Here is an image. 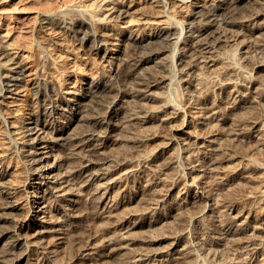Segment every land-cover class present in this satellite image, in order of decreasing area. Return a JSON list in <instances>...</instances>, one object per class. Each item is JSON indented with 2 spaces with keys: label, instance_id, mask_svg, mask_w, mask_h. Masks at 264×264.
I'll list each match as a JSON object with an SVG mask.
<instances>
[{
  "label": "rangeland",
  "instance_id": "374dc122",
  "mask_svg": "<svg viewBox=\"0 0 264 264\" xmlns=\"http://www.w3.org/2000/svg\"><path fill=\"white\" fill-rule=\"evenodd\" d=\"M246 1L242 0L240 4L244 9L249 8L250 5L251 7L255 5L252 1ZM203 2L206 7L204 9L200 7L202 9L199 16L194 18L193 7L180 8V3L176 0H163L159 5L149 0H0V45L8 48L13 56L21 60L27 68L26 84L21 96L17 100L9 102L11 100L0 95V158L3 161V166L9 170L8 180L13 184L15 197L19 198L24 206L22 209L13 212L15 219L27 220L30 207L29 195L31 196L35 189L33 187L35 182L41 179L37 175L30 174L27 166L29 162L26 161L28 157L25 155L26 145L23 142L25 131L29 126L27 122L29 120L35 122L36 118L40 119L42 123H45V120H50L54 124L57 123V128L60 129L66 125L68 120H72L79 111H81L79 116L81 113L85 116L86 114L94 115L96 112L111 110L113 105L110 99L105 105L92 107V109L84 106L76 111L74 108L72 109V106L69 107L67 103H64L66 109L63 108V111L58 112L52 111L47 106L46 95L50 94L52 98L57 95L55 92H49L48 81L56 84L58 91L61 90L62 85L68 87L65 85L66 81L77 87H89L93 78L98 79L101 84L111 83L119 89L138 85L136 78L125 72L116 74L119 75L116 76L112 65L105 62L101 57L86 54L77 44L74 33L64 31L61 28H56L58 32L51 33L44 27L42 20L48 17L46 20L52 21L55 16L62 14L79 16L78 10L85 8L90 9L93 16L100 18L107 13L106 9L112 5L126 8L125 5L133 4L135 11L124 23L128 25L130 31L142 32L151 36L159 30V25L162 22L171 20L172 24L176 23L174 31L179 32L184 28L185 32L189 34L190 30L195 31L203 26V17L207 10H213L218 5V0H202ZM261 6L264 8V4H260V7L257 6V8L262 9ZM263 24L264 17L237 24V28L244 26L243 28L251 33L250 38L248 37L247 41L244 42L245 45L239 41H231L219 47L215 53L216 56H219L217 57L219 60L216 58L217 65L215 64V66H205L204 63L197 62L188 64L185 54L188 50L198 47L195 45L188 46L182 42L175 43V40H172L168 43L169 49L165 54L150 61L146 64L147 67L140 69V72L143 73L141 75L147 77L150 76V73H154L169 78L166 84L155 89L158 94L164 91L161 96L163 99L158 97L146 103L145 100L133 99L129 95H125L122 99L128 104L119 99L114 106L115 111L123 114L128 105L147 108V106H155V104L157 106L162 102L171 101L174 106L181 107L180 114L171 122V125H179L183 121L189 120V130L198 131L197 133H200L204 138L207 136L215 138L214 145L215 148L219 149L218 154L222 159L217 165L218 167L216 166L218 171L214 172L209 169L210 167H201L199 171H189L188 168L191 165L197 164L196 166L199 167L198 164L209 157L206 156L208 155L207 151L195 145L191 152L187 153L182 150L184 145L177 142H174L166 152L155 153L156 168L149 169L145 163L141 162L138 166L140 169L132 173L130 184L121 191L112 192L114 196L116 195L117 203L113 214L120 216L129 212H137L150 205L148 195L143 191L146 183L137 182L140 179L160 177L168 180L153 188L159 198L165 197V190L163 189H166L167 186L164 188V183H173L178 192L176 191L175 196L167 198L168 205L160 206V209L152 211L146 216L143 224L129 230L126 233L132 237L130 238L128 235L129 240L117 238L118 234L122 233L120 226L115 219L102 215L106 212L104 205L93 206L89 199V191H84L82 195L76 196L82 199L79 198L81 201L79 200V203L72 207L71 213L76 216H72V218L63 213L58 202L48 201V214L57 219V228L63 230L64 234H62L63 242L55 248L56 257L58 256L57 259L61 263L75 264L79 258V252L89 246L92 253L89 264H132L131 261H134L135 256L140 252L148 253L149 257L139 264H264V230L254 231L252 227L260 222L264 216ZM211 26L210 30L216 29V26L214 28ZM230 27L227 22L220 26L223 29ZM121 34L120 31L116 36L125 46V44L127 45L126 36ZM128 35H130L129 31ZM153 40L152 42L157 43L161 39L155 36ZM173 51L175 55L172 53ZM172 54L174 55V62ZM180 59L183 60L182 64L178 63ZM220 62L222 63L220 64ZM200 64L201 66H199ZM225 78H230L237 86L227 85V87L226 84L222 83ZM2 79V71L0 70V86ZM194 83L201 88L196 85L194 88ZM239 88L243 96L238 94V98L232 99L238 104L229 110H226L227 107H225V113L221 116V118L223 117L221 120L211 119L208 124L200 126L193 122L194 119L191 116H193L194 108L189 105V97L191 100L197 99L196 95L201 94L199 92L202 89V96L199 95L200 100H198L199 105L206 106V108H213L216 105L228 106L230 105V97L234 92L232 90ZM151 117L149 124L144 128L145 130H155L157 135L140 147L131 145L133 146L131 147L133 157L145 154L159 145L165 144L171 137L170 125H158V121ZM73 124V128L71 126L69 131L76 127V131L87 128L80 121L78 124L74 121ZM30 125L34 126L35 124ZM197 127L199 128L197 129ZM10 130H15L17 133L12 135ZM45 131L48 132V135H56L52 126L46 127ZM66 134L64 137H67ZM114 134L115 138H120L115 140L114 144L112 143L103 149L104 155H112V153L115 155L116 152L126 148L127 142L122 136L125 133L117 128ZM68 140H63L60 143L62 144L64 141L67 143ZM57 145L54 146V150L50 153L45 164H52L54 155H56V157L58 156L57 161L61 162V167L54 166L53 170L56 171L55 173L62 171L66 173L73 166L66 158L68 151L65 149V144L64 146ZM169 160L173 161L172 165L169 164L168 167L164 168L162 164ZM236 167L241 168L237 173H243L226 176L227 172ZM151 171L152 174H150ZM179 171L184 174V177L185 175L186 177H196V184L208 185L212 200H214L210 202L212 203L210 207L202 210L204 203L201 205V202L193 201L195 190L193 192L192 190H182L183 183L179 178H176ZM174 175L175 177L172 179L171 177ZM74 179L76 181L72 182H77L78 178ZM161 185L163 186L161 187ZM159 187L162 190L158 189ZM239 214L243 221L248 223L251 221L249 230L247 228L242 232L231 234L230 232L236 229L234 226L237 227L236 216ZM158 217H162V221L150 226L149 220ZM39 229L41 228L36 227L35 231ZM224 232L230 234L226 235ZM245 232L247 233L245 234ZM56 234L44 233L39 241L42 242V245L45 244L44 246L50 245L57 238ZM147 235H150V238L154 237L153 239L156 237L155 242H146L144 239L149 238ZM248 235L254 236L252 238L254 241L250 236L247 237ZM238 237L241 238L237 239ZM172 242L177 243V249L180 252L181 249L185 251L184 257L180 258L176 251V253L174 252L176 258L173 256L167 260L154 255L156 250H162ZM247 243L252 246H248ZM122 245L125 247H121ZM20 249L24 250V245ZM28 254L30 263L26 264H40L39 261H42L40 253L35 249ZM45 264H52V261L47 260Z\"/></svg>",
  "mask_w": 264,
  "mask_h": 264
},
{
  "label": "bare ground",
  "instance_id": "6f19581e",
  "mask_svg": "<svg viewBox=\"0 0 264 264\" xmlns=\"http://www.w3.org/2000/svg\"><path fill=\"white\" fill-rule=\"evenodd\" d=\"M149 1L159 5L163 0ZM176 1L180 3V8L193 7L194 18H197L201 12V9L206 7L205 3H202V0ZM247 1H252L255 5H252V7L250 5L251 8L249 7L244 9L241 7L242 5H240L242 0H218V5H216L213 10H207L206 15L203 17V26L195 31L190 30L189 34L185 32L184 28H182L179 32L174 31L173 29L176 27V23L172 24L171 20H166L165 22L161 21L162 24L159 25V30L151 36H148V34H144L142 32L134 33L133 31H130L131 29H129L128 25H125L124 23H126V19L130 17V15L135 11L133 4L125 5L126 8H124V6L122 7L119 5H112L106 9L107 13H105L104 16L100 18L93 16L90 9L85 8L78 10L80 12L79 16H69L67 14H62L61 16H55L52 21L46 20L48 17H45L42 20L44 27L50 30L51 33L58 32L56 28H61L64 31L74 33L77 44L85 51L86 54L101 57L105 60V62H108V64L112 65L116 72L115 75L125 72L129 76L136 78L138 85L129 86L127 89H119L111 83L101 84L98 79L93 78L89 87H77L73 84H70L69 81H66L65 85H68V87L62 85L60 88L61 90L58 91L56 84H54L52 81H48L49 92H55L57 95L53 98L50 94L46 95L47 106L52 111H63V108L66 109L64 107V103H67L69 107L72 106V109L74 108L76 111L83 108L84 106L86 108L92 109V107L95 108L99 105H105V103L110 99L111 102H113V105L111 106V110L106 112L103 111L101 113L96 112L94 115L86 114L85 116L81 113L79 116V113L81 112L79 111L72 120H68L66 125H63L60 129L57 128V123L54 124V122L50 120H45V123H42L40 119L36 118L35 122H31L32 120L27 122L29 126H27V130L24 134L25 139L23 141L26 145L25 155L28 157V160L26 161L27 163L29 162L27 166L30 174L37 175L39 179L41 178L35 182L37 185L35 184L33 186L35 189L31 193V196L29 195L28 199L30 207L27 220H18L13 216V212L22 209L24 206L22 205V201L15 197L13 192V184L10 182V180H8L9 170L3 166V161L0 158V264H23L24 262L25 264L28 262L30 263L28 253L34 249L41 255L42 261H39L40 264H45L47 260L52 261V264H63L57 259L58 256L56 257L55 248H57L63 242L64 234L62 232L63 230L61 231L59 227L57 228V219L48 214L49 202H58L63 213L69 215V218H72V207L77 205L80 200L79 198H81L76 196L82 195L84 191H89V199L93 206L99 207L104 205L106 212L102 215L113 218L117 221L118 225L120 226V230L122 231L121 234H118L117 238L126 240H129V236L132 238L131 235L128 234V236L126 233L137 225L143 224L142 222H144L146 216H148V214H150L152 211L160 209V206L163 207V205H168L169 201H167V198L175 196L174 194L176 191L178 192L176 189L177 187L174 186L173 183H164V188L167 186L166 189H163L165 190V197L159 198V195L158 197L156 196V191H154L155 189L153 190V188L158 187L157 185L168 180L160 177H145L146 179L144 180L140 179L137 182L146 183H144L145 185L143 191H145V193L148 195V203L150 205L141 211L131 213L129 212L120 216L113 214L114 207L117 203L115 200L116 195L114 196L112 192L118 190L121 191L125 189V186L130 184L132 180V173L140 169L138 166L141 162L145 163L147 165L146 167L149 169L156 168V162H154L155 153L166 152V150L170 149V146L173 145L174 142L184 145V149L182 148V150L187 153H190L195 145L207 151L206 153L208 155L206 156L209 157L205 161H202L200 164H198L199 167L196 166L197 164L191 165V167L188 168L189 171H199L201 167H210L209 169H212L214 172L218 171L216 170V166L221 162L222 159L218 154L219 149L215 148V138L212 136V138H210V136H207L208 138H204L200 133H197L198 131L196 132L195 130V132H192L189 130V120H185L179 125H171V122L180 114L181 107H176V104V106H174L171 101L162 102L157 106L156 104L155 106H147V108L138 106L132 107L128 105L129 107L127 106L125 112L123 111V114H120L115 111L116 109L114 106L117 104L119 99L124 102L125 100L122 98H124L125 95H129L133 99L145 100L146 103L162 96L164 91L162 90L163 92L160 91L161 93L158 94L155 92V89L160 87L162 84H166L167 79L169 78L154 73H150V76L147 77L146 75H141L143 73L140 72V69L145 67L150 61H153L155 58L165 54L169 49L168 43L172 40H175V43L182 42L188 46L195 45L198 47L188 50L185 54V58H187L186 62L188 64L197 62L201 64L204 63L205 66L207 65L210 67L215 66V64L217 65L216 61L218 59L217 57L219 56H216L215 53L218 51L219 47L228 44L231 41H239L244 44V42L247 41V38H250L251 33L247 29L243 28V25V27L237 28V24L253 21L255 19L259 20L264 17V8H262V6V9L257 8V6L260 7V4H264L262 3L264 0ZM200 7L202 8L200 9ZM224 22L229 23L231 27L228 29L220 28ZM210 25H212V28L216 26V29L210 30ZM120 31L126 36L125 40L127 45L125 44V46L123 43H121L120 38L116 36V34ZM128 31L130 32V35H128ZM155 36L158 39H161L160 42H152L154 41L153 38ZM172 53H174V51ZM174 55L172 54L173 62ZM182 61L183 60L180 59L178 63L182 64ZM221 63L222 62H220V64ZM201 64L199 66H201ZM0 70L2 71L3 77L0 86V95L5 99L11 100L9 102H13V100H17V98L21 96L23 87L26 84L25 78L27 68H25V64L21 60H18L16 56H13L12 52H10L8 48L6 49L3 45H0ZM222 83L226 84V86H237L230 78H225ZM195 85L196 84L194 83V88ZM201 90L199 93L202 94ZM240 90V88L232 90L234 92H231L232 95L230 97V105L228 106L216 105L213 108H206V106L204 107L199 105L198 100H200L199 95L201 94L198 93L199 95H196L197 99L195 100H191V97H189V105L194 108L192 114L193 116H191L194 119H192L193 122L200 126L208 124V121L211 119H217L218 121L221 120L223 118H221V116H223L225 113V107H227L226 110H229L231 108H235V106L238 104H236L234 100L232 101V99H234V97L238 98V94L243 96V93H241L242 91ZM244 94L246 93L244 92ZM126 104L128 103L126 102ZM151 114H153L152 117ZM150 117L157 120L158 125L162 126L164 124H169L171 137L165 144H161L157 148L152 149L145 154L133 157L131 147L134 145L140 147L146 141L153 139V137L157 135L155 130H145V126L149 124ZM74 121H76L77 124L78 121H80V123H84L85 127L87 128H82V130L76 131V127L72 131H69L71 126L73 128V125H75L73 124ZM33 123L35 125L31 126L30 124ZM48 126L53 127L56 132L55 136H51L50 134L49 136L48 132L46 133L45 128ZM117 128H120L123 133H125L122 134V136L127 142V145L125 146L126 148H123V150L120 152H116L115 155H113V153L112 155H104L103 149L110 146L112 143L114 144V141L120 138L114 137V132L117 130ZM198 128L199 127H197V129ZM10 133L14 135L17 132L15 130H10ZM65 134L67 137H64ZM67 139H69L67 143H65V141L62 144L60 143L61 141ZM57 144L60 146H64L65 144V149L68 151L66 158L69 159L73 166L72 169L66 173L63 171L60 173H55L56 171L53 170L54 166L61 167V162L59 163V161H57L58 156L56 157V155H54L52 164H45V161L50 157V153L54 150V146ZM175 156L173 157L176 158ZM171 163H173V161L169 160L167 162L165 161L162 165L164 168H166ZM191 163H193V161ZM240 169L241 168L237 167L231 169L229 172H227L226 176H233L235 173L237 175L242 174L243 172L237 173ZM152 171L150 174H152ZM175 175L171 178L174 179ZM183 175L184 174H182L181 171H179L176 175V178H179V180H181L183 183L182 190H192V192L195 190L193 201L196 203L201 202V205L204 203L202 210L210 207V205H212L210 202L214 200H212L211 191L207 187L208 185L206 186L203 183L196 184V177H186L185 175V178ZM74 178H78L77 182H72L76 181ZM162 186L163 185H161V187ZM158 189H160V187ZM73 217L76 216L74 215ZM236 218L237 227L234 226L236 229L231 231V234L242 232L247 228L249 230V224L251 221L249 223L245 220L243 221L240 214L237 215ZM160 221H162V217L154 219L152 218V220H149L148 223L151 226ZM36 227H40L41 229L35 231ZM252 227L254 231L260 232L264 230V216L261 218L260 222L254 224ZM44 233H57L55 235L57 238H55L50 245L44 246L45 244L42 245V242L39 241V239L42 238V234ZM224 233L226 235L230 234L228 232ZM246 233L247 232H245V234ZM147 236L149 237L150 235ZM253 237H251V239ZM153 238L149 237L147 239L145 238L144 240H146L148 243H154L156 237L155 239ZM239 238L241 237H238L237 239ZM252 243L256 244L255 242ZM22 245H24V250L20 249ZM121 247L125 246L122 245ZM165 247L166 248L162 250H156L154 255L164 260L175 256L176 252L180 258L182 256L184 257L185 255L184 250L181 249L180 252V250L177 249L176 242H172L169 246ZM182 251H184V253H182ZM79 253V258H77L75 264H89L92 254L91 248L86 246ZM148 257V253H137L135 260L131 261V263H142L144 260L148 259Z\"/></svg>",
  "mask_w": 264,
  "mask_h": 264
}]
</instances>
